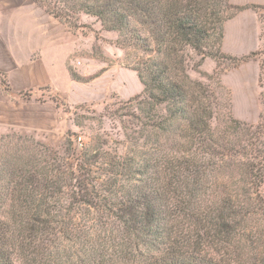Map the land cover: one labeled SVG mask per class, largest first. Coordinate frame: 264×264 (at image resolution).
<instances>
[{"label":"trees","instance_id":"obj_1","mask_svg":"<svg viewBox=\"0 0 264 264\" xmlns=\"http://www.w3.org/2000/svg\"><path fill=\"white\" fill-rule=\"evenodd\" d=\"M36 1L73 28L85 14L116 32L143 91L105 110L121 123L115 148L0 135V264H264V113L235 118L219 78L191 75L207 58L255 57L226 54L225 27L264 6Z\"/></svg>","mask_w":264,"mask_h":264},{"label":"rangeland","instance_id":"obj_2","mask_svg":"<svg viewBox=\"0 0 264 264\" xmlns=\"http://www.w3.org/2000/svg\"><path fill=\"white\" fill-rule=\"evenodd\" d=\"M257 12L262 23L261 45L257 50L234 55L223 44L229 56L241 58L257 52L255 57L237 66L230 59L217 65L215 60L207 58L197 71H191L193 78L205 82H208L205 75L219 78L230 92L234 117L253 124L258 123L264 113V9ZM76 22L78 28L63 22L74 32V49L68 58L67 70L78 74L82 80L73 79L69 72L62 70L64 68L55 72L57 83L42 86L33 96L26 93V107L18 127L0 135L32 137L58 151L68 138L81 149L100 135L111 148L116 147L121 123L110 115L104 118L105 110L114 112L120 102L140 94L143 85L136 72L127 67L133 54L116 44V32L104 30L96 18L85 14L79 15ZM226 30L227 24L225 38ZM228 45L242 49L232 35Z\"/></svg>","mask_w":264,"mask_h":264},{"label":"crops","instance_id":"obj_3","mask_svg":"<svg viewBox=\"0 0 264 264\" xmlns=\"http://www.w3.org/2000/svg\"><path fill=\"white\" fill-rule=\"evenodd\" d=\"M237 6H264V0H230ZM236 27V31H234ZM262 23L250 8L227 23L224 48L242 55L257 50ZM231 35L239 48H230ZM74 32L36 0H0V134L16 128L25 110V94L57 83L55 72L67 68ZM69 76V74H68ZM67 76V77H68Z\"/></svg>","mask_w":264,"mask_h":264}]
</instances>
